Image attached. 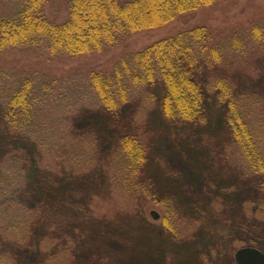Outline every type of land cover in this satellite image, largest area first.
Listing matches in <instances>:
<instances>
[{"label":"trees","instance_id":"trees-1","mask_svg":"<svg viewBox=\"0 0 264 264\" xmlns=\"http://www.w3.org/2000/svg\"><path fill=\"white\" fill-rule=\"evenodd\" d=\"M229 1L59 0L58 13L67 15L57 21L46 13L56 0H0V53L15 63L25 56L49 65L0 67L3 125L35 146L32 153L3 150L0 264H122L130 243L118 237L131 229L139 198L163 207L165 229L180 236L184 218L145 176L144 120L156 108L170 121L204 124L205 99L212 96L227 109L234 164L245 177L264 176V87L240 91L236 78H263L264 86V18L227 30L196 26L125 53L110 67L88 61L66 76L56 73L65 62L107 55L138 31ZM96 116L116 132L107 155ZM101 166L104 184L95 178ZM241 202L250 239L236 248L264 252V180Z\"/></svg>","mask_w":264,"mask_h":264},{"label":"rangeland","instance_id":"rangeland-1","mask_svg":"<svg viewBox=\"0 0 264 264\" xmlns=\"http://www.w3.org/2000/svg\"><path fill=\"white\" fill-rule=\"evenodd\" d=\"M53 4L56 5L53 7ZM59 10V0H56L48 5L46 13L53 20L56 16L57 21H61L67 13L62 11L60 14ZM260 18H264V0H234L202 8L180 15L159 29L138 31L107 55L60 64L56 73L66 76L69 70L88 61L99 68L110 67L125 53L143 51L157 41L196 26L227 30L247 26ZM20 57L15 63V58L0 53V67L28 71L49 66H41L34 58ZM236 78L240 91L262 90L264 87L263 78L253 80L240 74ZM160 93L157 90V94ZM204 109V124L170 121L159 108L146 115L143 127L148 144L145 176L160 197L173 201L184 221L177 229L181 235H172L164 227L165 209L152 200L143 202V198H139L137 215L129 221L131 229L118 237L121 242L125 239L130 243L122 264H208L209 261L210 264H227L235 260V253L239 250L237 241L250 239L243 231L246 219L242 216L241 197L251 185L262 182L264 176L245 177L243 167L234 164L228 150L230 131L226 107L207 95ZM93 122L102 137V153L107 155L116 132L109 129L108 121L101 116H96ZM6 146L21 148L28 153L35 150L29 139H14L9 134L3 125L0 109V164ZM103 169L101 166L95 170V178L100 177L104 184ZM30 178L33 179L34 175ZM97 185L102 187L99 181ZM152 212H156L158 218H154ZM187 221L191 226H187ZM260 243L264 247V234L260 236ZM114 249L123 251L118 247Z\"/></svg>","mask_w":264,"mask_h":264},{"label":"water","instance_id":"water-1","mask_svg":"<svg viewBox=\"0 0 264 264\" xmlns=\"http://www.w3.org/2000/svg\"><path fill=\"white\" fill-rule=\"evenodd\" d=\"M154 218H158L156 212H152ZM237 264H264V253L253 247H244L235 253Z\"/></svg>","mask_w":264,"mask_h":264}]
</instances>
